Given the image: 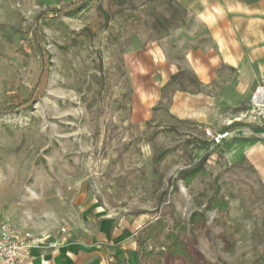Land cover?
<instances>
[{
    "label": "rangeland",
    "instance_id": "rangeland-1",
    "mask_svg": "<svg viewBox=\"0 0 264 264\" xmlns=\"http://www.w3.org/2000/svg\"><path fill=\"white\" fill-rule=\"evenodd\" d=\"M76 1L0 0L1 220L96 234L109 224L129 243L125 256L106 251L108 264H264V184L242 153L264 141V101L251 102L264 62L235 83L239 121L212 147L214 129L169 114L176 90L197 89L186 76L144 107L123 59L139 36L180 61L194 20L168 0Z\"/></svg>",
    "mask_w": 264,
    "mask_h": 264
},
{
    "label": "crops",
    "instance_id": "crops-1",
    "mask_svg": "<svg viewBox=\"0 0 264 264\" xmlns=\"http://www.w3.org/2000/svg\"><path fill=\"white\" fill-rule=\"evenodd\" d=\"M172 1L199 27L193 31L195 45L184 50L180 61H172L161 39L131 37L123 56L130 82L142 99L141 105L150 108L161 101V89L170 78L188 70L201 90L196 93L176 90L170 99L169 114L178 121L231 132V126L239 121L232 114L243 96L241 87L236 89L235 83L254 81L256 67L264 62V0ZM175 30V33L185 31L186 35L192 32L184 27ZM244 146L243 157L264 184V141ZM1 217L0 213V222ZM28 224L10 223L15 230L37 229L38 232L32 233L48 238L40 248L31 251L27 264H108L111 259L106 251L117 248L125 256L124 246L129 243L128 236L116 233V229L108 235L109 224H102L97 234L89 226L83 233L76 228L51 225L30 228ZM61 228L65 233H61Z\"/></svg>",
    "mask_w": 264,
    "mask_h": 264
},
{
    "label": "built area",
    "instance_id": "built-area-1",
    "mask_svg": "<svg viewBox=\"0 0 264 264\" xmlns=\"http://www.w3.org/2000/svg\"><path fill=\"white\" fill-rule=\"evenodd\" d=\"M264 101V91L257 89L251 102L253 104H262ZM204 135L212 147H219L225 141L231 139L232 134L228 131L215 132L214 130L205 129ZM61 233L65 229L61 228ZM48 236H34L30 232H21L15 230L6 221L0 222V264H27L30 259L31 251L40 248Z\"/></svg>",
    "mask_w": 264,
    "mask_h": 264
},
{
    "label": "trees",
    "instance_id": "trees-1",
    "mask_svg": "<svg viewBox=\"0 0 264 264\" xmlns=\"http://www.w3.org/2000/svg\"><path fill=\"white\" fill-rule=\"evenodd\" d=\"M85 1H87V0H77L73 4L74 5V8L77 9L78 7H80L81 3H84ZM155 1H157V0H155ZM168 1L170 3L173 2L172 0H168ZM60 12H61V10H59V9L58 10L56 9V10H52L51 11V13H55V14L60 13ZM185 76H186L187 80L190 82V84L193 87H196L197 88L196 91H195V93L196 92H199L201 90L200 89L201 86H200L199 82L197 81V79L195 78V76L191 72H189V73L186 74V73L180 71L179 73H177L176 75H174V76H172L170 78L169 85H171L172 83H174L177 80H179V78H185ZM167 251L170 254H179V253L181 254L182 253L181 247H180L179 243L176 241V239H174V240L171 239V244L167 247Z\"/></svg>",
    "mask_w": 264,
    "mask_h": 264
}]
</instances>
